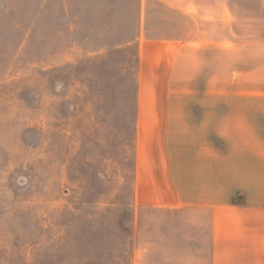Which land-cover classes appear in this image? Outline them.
Wrapping results in <instances>:
<instances>
[{
    "label": "rangeland",
    "instance_id": "obj_1",
    "mask_svg": "<svg viewBox=\"0 0 264 264\" xmlns=\"http://www.w3.org/2000/svg\"><path fill=\"white\" fill-rule=\"evenodd\" d=\"M149 41L175 51L154 81ZM158 95L231 113L218 135L245 125L231 135L264 174V0H230L215 26L153 0H0V264H209L205 210L135 198Z\"/></svg>",
    "mask_w": 264,
    "mask_h": 264
},
{
    "label": "crops",
    "instance_id": "obj_2",
    "mask_svg": "<svg viewBox=\"0 0 264 264\" xmlns=\"http://www.w3.org/2000/svg\"><path fill=\"white\" fill-rule=\"evenodd\" d=\"M153 1L192 23L214 26L218 7L230 5V0ZM167 43L142 45L144 71L151 81L158 76L154 74L158 56L175 53ZM171 98L152 96L151 109L139 111L136 200L145 206L205 210L209 264H264V174H250L248 143L242 135H231L239 129L242 134L245 125L219 126L224 132L219 136L218 118L231 113L218 116L210 109L186 110L184 97L180 108L153 109L154 103L166 104ZM218 139L223 142L218 144Z\"/></svg>",
    "mask_w": 264,
    "mask_h": 264
}]
</instances>
